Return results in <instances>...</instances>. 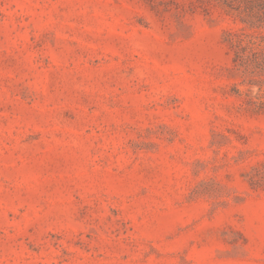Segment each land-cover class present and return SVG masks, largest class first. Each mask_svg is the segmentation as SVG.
<instances>
[{"label": "rangeland", "instance_id": "1", "mask_svg": "<svg viewBox=\"0 0 264 264\" xmlns=\"http://www.w3.org/2000/svg\"><path fill=\"white\" fill-rule=\"evenodd\" d=\"M0 264H264V0H0Z\"/></svg>", "mask_w": 264, "mask_h": 264}]
</instances>
